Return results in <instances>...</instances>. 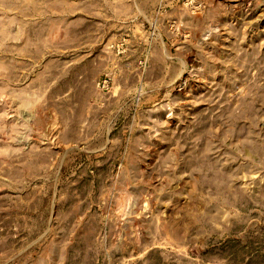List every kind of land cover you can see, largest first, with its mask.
Listing matches in <instances>:
<instances>
[{
    "label": "rangeland",
    "instance_id": "rangeland-1",
    "mask_svg": "<svg viewBox=\"0 0 264 264\" xmlns=\"http://www.w3.org/2000/svg\"><path fill=\"white\" fill-rule=\"evenodd\" d=\"M0 264H264V0H0Z\"/></svg>",
    "mask_w": 264,
    "mask_h": 264
}]
</instances>
